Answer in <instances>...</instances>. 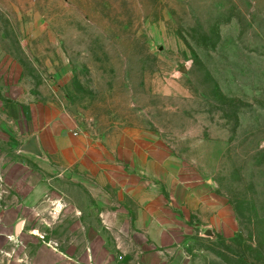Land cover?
<instances>
[{
  "label": "rangeland",
  "instance_id": "374dc122",
  "mask_svg": "<svg viewBox=\"0 0 264 264\" xmlns=\"http://www.w3.org/2000/svg\"><path fill=\"white\" fill-rule=\"evenodd\" d=\"M48 107L105 172L22 151ZM0 264H264V0H0Z\"/></svg>",
  "mask_w": 264,
  "mask_h": 264
},
{
  "label": "crops",
  "instance_id": "0c3cea01",
  "mask_svg": "<svg viewBox=\"0 0 264 264\" xmlns=\"http://www.w3.org/2000/svg\"><path fill=\"white\" fill-rule=\"evenodd\" d=\"M73 126V117H71L64 109L60 110L56 107L46 108L44 110L35 109V132L32 137H36L38 145L42 152V157L30 154L34 161L38 159L43 164L48 165L49 169L56 173L67 174L74 168H79L82 172L89 175H98L105 172L106 166L105 161V150L102 144L98 140H94L91 137L83 136L75 138L70 134V130ZM31 137V138H32ZM133 147L124 152L120 150V162L123 163L121 170L118 173H122L121 177L123 179L129 180L131 178L130 171H135L134 163V144ZM108 150V149H107ZM153 163H156L157 167L164 168L166 164V159L164 157L153 156ZM41 164V165H43ZM38 172H41L35 167L30 169V174L28 173L27 178L31 181L32 188H39L41 186H52L56 178L50 179L42 177ZM24 174V173H23ZM162 174V173H161ZM25 178V175L23 176ZM33 203H35V193L33 197ZM167 199L164 197L163 201L161 198L159 200H154L149 203L147 209L144 210V217L148 218H159L162 211L167 209ZM22 206V205H21ZM62 204H57L53 216H57L60 212ZM32 216L35 217V205L33 206ZM16 218H24L23 207L18 208L16 206L15 210ZM20 212V213H18ZM159 213V214H157ZM21 230L15 232L19 237L24 234V223L21 224ZM35 236V233H30ZM11 235H7L8 239L11 241ZM47 249L54 255L60 257L62 261H67L69 259L65 254L61 253L53 246L47 245ZM60 259V260H61Z\"/></svg>",
  "mask_w": 264,
  "mask_h": 264
},
{
  "label": "water",
  "instance_id": "95a60500",
  "mask_svg": "<svg viewBox=\"0 0 264 264\" xmlns=\"http://www.w3.org/2000/svg\"><path fill=\"white\" fill-rule=\"evenodd\" d=\"M184 73L187 72L186 68H183L182 70ZM70 112L73 113L74 115H78V110H77V107L73 106L70 108ZM22 151L23 152H27V153H30V154H33L35 156H38V157H42V152L40 150V147L38 145V141H37V138L36 137H32L23 147H22ZM206 236L208 237H212L213 236V233L208 230L206 232Z\"/></svg>",
  "mask_w": 264,
  "mask_h": 264
},
{
  "label": "built area",
  "instance_id": "2783aa9c",
  "mask_svg": "<svg viewBox=\"0 0 264 264\" xmlns=\"http://www.w3.org/2000/svg\"><path fill=\"white\" fill-rule=\"evenodd\" d=\"M70 134L75 138H79L84 134L82 123L76 119V116L73 117V126L70 130Z\"/></svg>",
  "mask_w": 264,
  "mask_h": 264
}]
</instances>
